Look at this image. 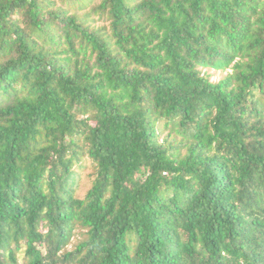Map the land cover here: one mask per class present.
I'll use <instances>...</instances> for the list:
<instances>
[{"label":"trees","instance_id":"16d2710c","mask_svg":"<svg viewBox=\"0 0 264 264\" xmlns=\"http://www.w3.org/2000/svg\"><path fill=\"white\" fill-rule=\"evenodd\" d=\"M58 1L0 0V264H264V0Z\"/></svg>","mask_w":264,"mask_h":264},{"label":"rangeland","instance_id":"374dc122","mask_svg":"<svg viewBox=\"0 0 264 264\" xmlns=\"http://www.w3.org/2000/svg\"><path fill=\"white\" fill-rule=\"evenodd\" d=\"M97 2L98 0H95L94 4H96ZM56 3H57L56 6H61L58 0H56ZM84 12H85L84 10L75 11V13L79 15L83 14ZM69 13H73V12L70 11ZM93 20H94L93 25L96 27L108 26V22L104 20L98 19L96 17H94ZM203 72H206V74L210 76V80L214 83L221 81L228 73V71L217 72V71H212V70H205ZM94 171L95 169H94L93 164L90 161H87L85 168L81 170V173H80V177H79L78 185H77L76 197L80 199L84 198L88 190L91 188V184L95 178ZM85 232H86L85 230L78 228L75 231L74 237L71 239L70 245L66 248L65 251L73 250L78 243L83 241L86 238Z\"/></svg>","mask_w":264,"mask_h":264}]
</instances>
